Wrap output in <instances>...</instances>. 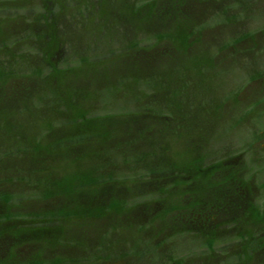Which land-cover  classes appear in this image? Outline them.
<instances>
[{
    "label": "rangeland",
    "instance_id": "rangeland-1",
    "mask_svg": "<svg viewBox=\"0 0 264 264\" xmlns=\"http://www.w3.org/2000/svg\"><path fill=\"white\" fill-rule=\"evenodd\" d=\"M108 7L113 10L112 17L101 15ZM63 11L58 0H0V18L7 17L0 24L1 39L5 40L4 49H0V68L5 67L13 76L6 87L16 86L19 91L16 94L18 91L14 93L9 89L4 99L7 105L4 101L1 104L0 109L4 110L0 113V155L3 156L7 146L11 149L16 139L25 142L23 147L31 145L32 141L36 144L53 141V136L49 138L51 132L49 134L40 123L60 125L57 124V110L68 108L65 100L73 95L76 107L69 106V109L75 111L77 120L81 113L84 119L72 126H58L57 138H62V134H65L63 137L82 134L85 140L75 147L72 145L77 139L71 146L65 144L55 153L52 163L49 157L41 158L46 159L42 161L45 165L51 164L47 175L71 180L72 175L106 162H111L112 168L128 170L136 163L134 154L161 144L167 147L166 160L181 165L185 173L186 168L189 173L193 172L187 166L193 162L205 160L211 164L206 173L196 177L195 185L173 187L166 199L158 196V189L150 191L157 197L154 199H164L162 203L168 201L167 205L162 204V210L176 203L172 201L182 205L189 199L193 203L198 196L209 197L212 204L231 203L234 206L235 202L237 216L226 221L225 227L237 226L235 229L239 232L241 229L254 232L259 227L264 233V0H82V31H77L79 43L74 39L71 51L68 52L65 45L47 49L43 40L37 42L28 36L32 34L31 24L39 29L40 23H44L41 14L49 12L50 17L66 21L68 16ZM66 13L71 18L80 15L77 10L69 14L67 9ZM218 18L220 22H216ZM91 19L95 20L89 23ZM120 19L128 24L125 26L127 32H123ZM196 22L200 23L192 28L193 33L198 38L205 35L189 46L182 38L189 25ZM166 32L176 39H157L156 34ZM241 35L252 38L244 43L234 42ZM245 43L247 52L242 48ZM220 48L228 51L220 54ZM154 50H163L162 55L152 56L150 53ZM214 56L215 64L211 62ZM57 70L67 74L57 76ZM56 78L58 81L54 83ZM156 79L159 81H152ZM27 85L30 92L24 90L23 86ZM57 92L66 97L59 104ZM74 93L79 95L75 98ZM172 103L178 110L177 116L165 128L153 120L146 122L145 115L137 114L140 109H151L150 114L155 115L161 111L157 105ZM127 111L132 116L123 114ZM94 114L108 116L95 117ZM12 120H18L19 127L16 132L9 133L2 126ZM25 136H31L32 141ZM28 159L25 161L29 164L31 160L28 162ZM146 162L150 167H158L159 163L150 157ZM154 170L157 169L151 171ZM124 172L127 171L118 174L138 175L144 170ZM121 181L110 182L118 185H103L98 192L75 190L67 194L68 203L64 205H110L122 199L130 206L121 213V219L127 224L121 223L122 229L112 230L111 220L118 221L121 216L115 211L108 212L106 220H96L93 225H87L84 219L78 220L76 225H65L70 240L78 241L83 235L86 243L91 241L96 246L98 242L102 248L111 241L125 240L138 232L137 236L148 248L151 234L164 235L163 229L157 227H148L139 233V227L147 224L142 208L150 202L146 201L150 196H145L147 189L136 184L140 181H123L125 184ZM20 184L24 186V194L18 188H8L5 181L0 183V190L7 188L13 192L10 201L0 203V210L3 207L11 214L4 220L6 224L0 237L16 236L18 240L13 242L16 249L8 256L18 259L21 253L22 259L28 260L33 252L42 255L53 252L58 241L50 235L41 238L36 234L41 228L46 231L56 225L41 215L45 210L41 208L47 207L48 200L35 194L38 186ZM138 212L136 221L133 214ZM132 218L137 222L134 229L130 225ZM107 232L108 237L102 238ZM219 236L223 237L218 241L227 238L223 234ZM64 237L67 238L66 233ZM178 240H182L180 244L186 243L185 246L195 241L191 236ZM167 245H171L170 242ZM198 252L201 254L203 250ZM112 253L118 254L114 249ZM124 253L134 256L129 249ZM139 258L134 264L148 260ZM200 262L211 264L209 260Z\"/></svg>",
    "mask_w": 264,
    "mask_h": 264
},
{
    "label": "trees",
    "instance_id": "trees-1",
    "mask_svg": "<svg viewBox=\"0 0 264 264\" xmlns=\"http://www.w3.org/2000/svg\"><path fill=\"white\" fill-rule=\"evenodd\" d=\"M76 0H58V5L60 9H64L63 13L65 14V16H68V19H66V21H62L61 18L56 19L55 17H50V15L48 14L49 12H47L46 14H41L42 15V19L44 20V23H40V27L39 29L35 28L34 24H31L32 28V34L28 35L29 37L32 38V40L37 41V42H42L43 40V44L45 46V48L47 49H52L55 47H63L64 45L67 46V51H71V45H72V41L75 39V41L77 43H79V41L76 40L77 38V31H82V0H77V2L75 3ZM100 2H102V0H98ZM103 1H107V0H103ZM176 1V0H174ZM74 2V3H72ZM72 3V4H70ZM38 4V2H37ZM168 4V3H167ZM68 9V13L70 14L72 10H77L78 12H80V15H78L77 17H73L71 18L67 13L66 10ZM219 10V8H217ZM222 10V9H221ZM3 11H1L2 13ZM105 13L108 16H113V10L108 7L104 9V12L101 13V15ZM212 14H214V12H212ZM98 14V16H101ZM123 15V13L120 10V17ZM7 17H2L0 18V24L2 25L4 21H6ZM77 18V19H74ZM96 18L101 20L102 24L103 23V18L100 17ZM122 18V17H121ZM95 19H91L89 20V23L91 21H94ZM2 21V22H1ZM206 21V20H205ZM120 24L123 25L124 27V31L123 32H127L125 29V26L128 25L126 23V21H123V19L119 20ZM204 22V21H203ZM216 22H220L219 18ZM88 23V24H89ZM130 23V22H129ZM198 23L200 22H196V23H192L189 25V27L187 28V31L185 33V37L182 38V40L189 46H193L195 42H197L198 40H201L203 38V36L205 35H199V38L196 37V35L193 33L192 28H194L196 25H198ZM131 24V23H130ZM86 25V23H85ZM132 25V24H131ZM107 27V26H106ZM112 31H114V26L112 27ZM37 31H36V30ZM108 29V28H107ZM105 30V28H104ZM109 30V29H108ZM38 31H42L40 34L38 33ZM107 31V30H105ZM104 31V32H105ZM103 32V34H104ZM107 35V34H105ZM112 37V36H111ZM156 37L158 40H167V39H172L171 41H173L174 39H176V37H174V35L170 34V33H158L156 34ZM2 38V35L0 34V39ZM78 38H80L78 36ZM174 38V39H173ZM250 38L252 37H247L246 35H241L239 37L236 38V40L234 42H239V43H244L247 40H250ZM254 38V37H253ZM9 40V36L6 35V41L8 43ZM136 43V41H135ZM249 43V42H248ZM137 45V44H136ZM5 47V40L1 39L0 40V49H4ZM238 47V46H237ZM246 43L242 44V48H243V52H247V48H246ZM242 48L240 47L239 50H242ZM44 49V48H42ZM156 49V48H155ZM162 51L159 50H154L152 51L150 54L152 56L155 57H160V55H162ZM184 51L188 52V49H184ZM228 49L224 50L223 48H220L218 53L220 52V54H223L225 52H227ZM57 51H54L53 53H55ZM150 55V56H151ZM149 57V56H148ZM218 57V56H217ZM215 60L216 57H212L211 58V62L213 64H215ZM82 70V69H80ZM67 73H65L62 70H57L56 71V75L61 77L63 75H65ZM150 75V74H148ZM12 73H9V71H7V69L5 67L0 68V108L2 107L1 104L4 101L5 104V97H6V93L7 91L10 89L12 90L14 93H16L18 91V89H16V86H12V87H6V85L8 84L10 78H12ZM8 78V79H7ZM34 78V77H32ZM148 78V77H147ZM58 78L54 79V83H57ZM153 82L159 81V79L156 80H152ZM152 84H158V83H152ZM24 90L26 92H30L29 85L27 86H23ZM65 92V91H64ZM19 91L16 93L18 94ZM69 94V93H68ZM71 95V94H69ZM75 98L79 95L78 93H74ZM55 96L58 98V104L60 101L63 100V98L66 97H62L60 94H58V92L55 94ZM73 96V95H71ZM69 96L66 98L65 102L68 101V103L64 104L67 107H65L64 109L62 108V110L59 111V109L57 110L56 113V119L58 120L57 124H60L58 126H72L73 124L77 123V122H81L82 119V113L79 114L80 115V119H76L74 116L76 114L75 111L71 112L69 109L70 107H76V104L72 101V97ZM49 96L46 95V98H48ZM76 101V99H75ZM7 105V104H5ZM73 105V106H71ZM172 105H165L162 106L161 105H157L156 107L161 110L158 111L157 113L154 114H150V110L151 109H140L138 110L137 114H142L145 115V118L147 119L146 122H149L152 120L157 122V125L165 128L166 125H168L171 115H176L177 113V109H175ZM8 107V106H7ZM4 109H0V113H2ZM166 110V111H165ZM169 111V112H168ZM168 112V113H166ZM86 115H89L88 113L85 112ZM123 114H125L126 117H130L132 116V113L127 111V112H123ZM95 117H106L108 115H98V114H94ZM162 115H168L170 118L169 119H165L164 117H162ZM98 120H102V121H106L103 118H99ZM18 120H12L9 121L7 124H4L2 126L3 129H5L7 132L10 133L11 132H16L19 124H18ZM48 124V126H46ZM40 126L47 128L48 129V133L51 132V134L49 135L47 133V135H49V138L52 136L54 137L53 141H49L42 143L41 141L38 142L39 144H36L32 141L31 136H25V138L29 139V141H32L31 145H27L26 147H23V145L25 144L24 141H21L20 139H16L15 141V145H13L11 147V149L7 146L4 149V153L3 156L0 155V183L2 181H5L6 184H8V188H10V186H12L14 189L18 188L21 190V193L24 194V191H22V187L23 184H20L21 182H26L28 183L27 185H36L38 186V190L35 191V194L41 195V198H44V200H48V204L47 207L43 206L41 208L45 209L43 210V212H41L42 216H47L46 219L50 220V222H55L58 223L57 226H59L60 228V232L58 234H54L53 236V240L59 235V234H65L67 233V230H69L68 228L65 227V225H76L78 224V220H83L84 222L87 223V225H93L94 223H96V220H106L107 218H105V215L108 212L111 211H115L117 212L118 215H121V213H123L124 211H127L129 209L130 206H127V202L125 200L122 199H118L117 201L111 202L110 205H103V204H98V205H90V206H86V207H79V206H71L70 204H66L64 205V203H68L66 202L67 200V194H70L72 192H74L75 190L77 191H82L83 189L86 191H88L89 189H91L92 191L96 190V192H98L99 188L103 185H107V184H113V185H118V184H114V183H110L113 181H120L121 182H134V181H140V182H136V184H140L141 187L147 189V192L145 194V196L149 195L150 197L146 200V201H150L149 203H152L153 201H158L159 199H154L157 198L154 196V194H152V192L155 189H158L159 195L164 196H169V194L171 193V188L173 187H177V186H186V183L188 180L186 179H182V178H188L191 173H185L180 170L179 165H177V163H170L169 161L166 160L164 153L167 151V147H162L161 144H156L154 145L155 148H151L150 150H143L140 154H134V161L136 162L131 168H129L128 170H118L115 168H112L111 162H106V164H101V165H97V166H92L87 170H82L81 172H78L74 175L71 176V180H63V179H56L55 177L49 176L47 175V169L49 167V165H45L42 161L46 160L48 157L51 160L52 163V158L54 157L55 153L58 151V149H61V147H64L65 144L66 145H70L72 144L73 140H76V143L74 145H72L73 147L77 146L79 144L80 141L85 140V138H82V134H77V135H72V136H65L63 137L65 134H62V138H57L58 133L57 131L60 130L58 128V126L54 125V122H44L43 121V125L42 123H40ZM55 132V133H54ZM46 133V132H45ZM45 135V136H47ZM40 140V139H39ZM108 140V139H107ZM106 140V141H107ZM36 142V141H35ZM84 143V142H82ZM155 143V142H154ZM107 148V147H106ZM116 149V148H115ZM114 149V150H115ZM110 150V148H108V150L106 151V153ZM47 157V158H46ZM156 158L158 160V167H150L148 166L149 164H147L146 160L148 158ZM29 158V159H28ZM41 158H46L44 160H41ZM28 159V162L31 163H27L25 160ZM15 162V164L10 165L7 164L8 162ZM199 162H203V160L199 161ZM137 164V165H136ZM178 166V167H177ZM136 169H141L144 170V173H140V174H135V175H122L118 174V172L120 171H129V170H136ZM152 169H157L154 171H151ZM46 172V174H45ZM124 172V173H127ZM158 174V175H157ZM116 175H119L116 176ZM193 177V175H192ZM168 178H174L172 180H168ZM194 178V177H193ZM153 179H158L157 182H152ZM177 179V180H175ZM180 180H182L180 182ZM123 182V183H124ZM178 182V183H177ZM124 183V184H125ZM13 194L12 191H10L9 189H2L0 190V203L3 200V202L6 201H10L11 195ZM172 194V193H171ZM144 206L148 207V204ZM61 205V206H60ZM2 210H0V222L7 220L10 217V212L8 209L5 208H1ZM171 211H173L172 208H169L167 210L168 213H170ZM160 215L156 217L157 220L160 219L161 215L165 216L166 212L163 210L162 212H158ZM10 214V215H9ZM132 214V213H131ZM9 215V217H8ZM123 215L119 216L120 219H118V221H115V219L111 220L112 223L111 227L113 226L112 230H116L118 228H123L121 227V223L123 225H126L127 222L122 218ZM59 221H58V220ZM188 219V217H187ZM138 221V220H136ZM133 222V224L131 223V228L134 229L135 225L137 222ZM187 221V220H186ZM184 219H182V221H180V218H174V219H167L166 223L163 224V232L164 235H162V237H158L157 235H153L151 234L149 236V251L153 254L152 256L149 254V252L147 251V249L142 246L140 244L141 242V238L138 237V232L136 233H132L130 234L129 238L125 237L124 239L118 240L115 243L109 242L107 245L105 244L104 247L100 248L101 245L97 243L98 248L91 242L88 241L86 243L84 236L82 237L84 240V248L87 249V254L84 257V261H88V264H98V261L103 260L104 262L106 260H114V261H122L121 264H134L135 260H140L139 257H143L145 259H148L147 261L145 260L144 263L142 264H155L154 260L155 257H159V254L161 255H165V256H169L170 254H168V250L164 249L162 250L163 244L168 243L173 241L175 242L176 240H178L179 238H186L191 236V238H194L195 241L194 242H211L210 239V235H203L202 233H196L193 229L189 228L190 226H187V222ZM93 223V224H92ZM147 224H144L142 227H139V233H143V230H147L148 227H156L154 225H152L149 222H146ZM165 225H172V226H177L173 231H164V226ZM127 228V227H126ZM109 235V232H107L105 235L102 236L105 237ZM108 237V236H107ZM175 237V238H174ZM209 238V239H208ZM169 239V241H168ZM97 241V240H96ZM241 241V240H240ZM252 241V240H251ZM253 242H257V241H253ZM128 245V247L126 248V245ZM192 243L189 244V246ZM114 245L116 246L114 248ZM123 245H125V247L123 248ZM119 246V249L118 247ZM167 247V245L165 246ZM91 248H94L95 250L92 251ZM113 249L115 250V253H118L117 255H114V253H112ZM125 249H129L132 254H134V256H131L129 253L125 254L124 250ZM228 252H230V256L226 262V264H264L263 258H264V248H258V247H253V248H248V245L243 246L241 249L239 248H234L232 250H227L224 253L227 254ZM167 253V254H166ZM113 254V255H112ZM175 256H177V252L174 253ZM172 255L169 261L174 260L176 257ZM138 257V258H137ZM207 256L203 257V261L204 260H209L208 257L205 258ZM137 258V259H136ZM217 255L213 254L210 256V260L209 263H211L212 260L216 259ZM83 260V258H82ZM226 260V259H224ZM176 261V260H175ZM228 262V263H227ZM55 263H57V260H55ZM201 264V262L199 263ZM224 264V263H222Z\"/></svg>",
    "mask_w": 264,
    "mask_h": 264
},
{
    "label": "flooded vegetation",
    "instance_id": "flooded-vegetation-1",
    "mask_svg": "<svg viewBox=\"0 0 264 264\" xmlns=\"http://www.w3.org/2000/svg\"><path fill=\"white\" fill-rule=\"evenodd\" d=\"M251 80V79H250ZM174 116H177L174 115ZM171 115V118L168 115H162L165 119L170 120L174 117ZM189 166L191 169H193V172L188 178H182L188 180L186 185L191 186L192 184L195 185L197 179L196 177L200 173H206L207 169L210 168L211 164H207L205 160L203 162H193ZM180 170L183 171L182 166L180 165ZM189 173V168H186ZM184 172V171H183ZM185 173V172H184ZM186 175V173H185ZM193 175V177H192ZM187 176V175H186ZM174 178H168V180H172ZM177 180V179H175ZM182 180H180L181 182ZM178 183V182H177ZM185 184V183H184ZM168 196H164L162 198H167ZM198 199L194 198L193 203L186 199L185 201H189L186 204L179 205V203L175 200L172 202H176L174 205H168L163 210L166 212L165 216L160 217L159 220L156 219L157 216L160 214L158 212H162V204L165 206L167 205L166 202L162 203L164 199H159L158 201H153L152 203L148 204L147 206H144L142 210L145 212V222H149L152 225L156 226L158 229L163 228V224L167 221V219L172 218H180V221L184 219L187 222V226H190L189 228L193 229L196 233H202L203 235H210L211 242L207 241L205 242H193L190 246H185L186 243H178L182 240H176L177 245H172L174 242H171V245H167V243L163 244L162 250L167 249L169 256L161 255L159 254V257H155V264H199L200 261L203 259L204 256H207L210 260V256L215 254V251L217 252V258L211 261V264H226L225 261H227L230 256V252L225 254L224 252L227 250H232L234 248L241 249L243 246L248 245V248L258 247V248H264V239L263 235L264 233L262 230L258 227L256 228L254 232H249L245 229H241L239 232L237 229V226H227L224 225L226 221H228L231 218H234L237 216V204L234 202L233 204H212L210 203L209 197L204 198V196H198ZM170 200V199H169ZM184 200V199H182ZM181 200V201H182ZM196 200V201H195ZM169 208H172L173 211L170 213L167 212ZM138 213L133 214L134 218L138 220ZM136 215V216H135ZM188 217V219H187ZM58 220V219H57ZM59 221V220H58ZM132 221L135 222V220L132 218ZM6 222L1 221L0 222V232H2L3 227H5ZM52 225V223H51ZM54 228H50L48 230H43L41 228L39 231H35L36 234L40 235L41 238H44L47 235H54L58 234L60 232L59 226L55 222H53ZM177 226L172 225H165L164 231H173ZM238 231V232H237ZM223 234L224 237L227 236V238H224L223 241H218L220 237L219 236ZM237 234V236H236ZM259 234V235H257ZM254 235V236H252ZM257 235V236H256ZM247 236L250 238L248 239ZM66 239L64 237V234H59L54 240L58 241L55 243V245H58L57 247H54V251L50 252L48 254H43L39 252H33L31 257L28 260H23L21 253H19L20 257L18 256V259L14 257L8 256L12 249H16V246H13V242H16L15 239L18 240V238L15 236L13 238L8 237V235L4 238L0 237V264H88V261H84V257L87 254V249L84 248V240L81 237L78 239V241L70 240L66 233ZM194 239V238H193ZM209 239V238H208ZM221 239V238H220ZM248 239V240H247ZM227 240V241H225ZM241 240V241H240ZM252 240V241H251ZM257 241V242H253ZM141 246H144V244H140ZM167 245V247H165ZM96 246L98 248V245L96 243ZM124 248V247H123ZM149 254L152 256L153 254L149 251V247L146 248ZM92 251H94V248H91ZM199 250H203L201 254H199ZM177 252V256L174 255V253ZM197 252V253H196ZM166 253V254H167ZM172 255H174L176 258L174 260L169 261ZM4 256L6 260H4ZM83 258V260H82ZM226 259V260H224ZM55 260H57V263H55ZM176 260V261H175ZM122 261H114V260H106L105 263L102 264H121ZM228 263V262H227Z\"/></svg>",
    "mask_w": 264,
    "mask_h": 264
}]
</instances>
